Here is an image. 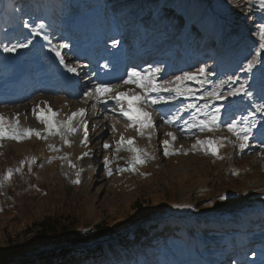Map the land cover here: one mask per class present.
I'll list each match as a JSON object with an SVG mask.
<instances>
[{"label": "rangeland", "instance_id": "obj_1", "mask_svg": "<svg viewBox=\"0 0 264 264\" xmlns=\"http://www.w3.org/2000/svg\"><path fill=\"white\" fill-rule=\"evenodd\" d=\"M15 1L0 0L1 33H6L2 31L5 18H8V14H4L5 4ZM34 1L43 5L50 0ZM53 1L59 5L61 2L65 4L51 10L59 14L58 19L56 16L53 18L54 24L61 26L63 22L68 25L70 13L75 8L70 6V13L64 9L71 0ZM79 1L82 6L87 5L85 14L73 20L80 27L81 41L91 39L93 34L99 35L115 25V29L120 31V39L127 42V50L166 54L164 68L170 72L166 79L205 67L214 73L209 77L213 83L204 86L211 90L219 79L238 74L240 81L231 87H237L243 81L246 90L252 93L251 97L208 100V111L221 107L222 122L241 120L249 113H254L250 119L257 118L254 105L264 102V63L257 58L251 73L238 70L252 58L254 51H261L256 46L260 42V26L264 25V0H237V4L233 5L228 4L227 0H166L170 6L168 9L162 8L157 0H97L93 7L88 5L87 0ZM242 7V15L233 12ZM174 8L181 17L184 16V25L179 32V20L165 16L173 13L168 14ZM105 17L109 20L105 21ZM49 22H44L42 17L33 20L35 28L40 23L46 26ZM23 24L21 21L15 39H11V33L9 40L16 44H28V47L19 50V57L32 67L38 60L34 51L36 39L32 35L33 29ZM87 28L90 29L88 32ZM238 36L240 41L231 42ZM191 39L193 44L189 42ZM69 41L64 36H55L53 42L58 46L62 43L69 45ZM180 45L185 46L184 49ZM209 46L213 49L212 53ZM246 46V50L242 49ZM71 52L69 46L61 51L69 56V65H73ZM222 58L229 61L226 63ZM226 65H230L226 70L220 69ZM188 83L196 96L202 94L200 85ZM228 87L225 85L222 90ZM90 90L91 87H84L74 101L78 104ZM136 91L140 92L141 89ZM160 95L166 101L161 104L175 110L169 111L166 116L179 118L173 125L164 124V119L160 120L157 115L162 107L158 106L155 111L151 107L146 108L155 121L151 139L147 132L140 136L135 129L125 130L127 121L117 114L118 111H115L116 115L114 112L100 114L96 107L92 108L88 118L91 123L88 126L91 135L88 147L81 145V131L68 137L71 146L65 145L58 135L47 136V139L32 136L21 142L0 141V264L26 261L29 264V260L57 249L78 247L87 251L98 246L104 257L99 264H255V260H262L264 264V142L258 140V149L248 147L241 152L239 142L226 128L221 133L193 130V134H182L178 130L181 122L191 119V111H184V106L187 103L201 106L205 100L174 99L173 94L166 92ZM48 99L53 104L65 106V99L60 96ZM41 101L42 98L34 100L29 108L27 103L31 101L5 107L1 105L0 113L13 112L0 115L13 122L18 117L20 127L47 135L44 125L32 112ZM90 103L94 101L90 99ZM258 117L263 119L264 115L259 113ZM57 119L65 120L67 117L59 114ZM113 123L116 124L115 132L112 131ZM260 125L264 127V120ZM91 126L93 131L90 130ZM168 132L177 136L172 147L186 155H163L162 141L170 139L166 135ZM121 134L134 139L135 145L154 159H147L135 172L118 171L122 163H126L124 167H127V161L132 156L126 150L116 152V142ZM214 137H228L232 141L226 142L220 150L224 159L192 150L197 139ZM257 139L256 132L252 131L249 145L258 144ZM105 143L110 145L107 150L103 148ZM84 153L89 155L84 156ZM105 157L111 161L108 165L112 170L111 176L107 175ZM32 158L36 163L29 170L28 162ZM21 162H24L22 170L16 172ZM9 169L13 170L12 179L4 181L3 177ZM234 172L239 175H234ZM77 173L79 184L73 183ZM45 217L55 220L53 230L48 235L40 234L36 226ZM249 222L253 224L248 228ZM150 225H159L161 231L154 234L148 229L145 232L148 238L141 237L143 239L139 246L120 244L128 235L138 233L134 231ZM181 227H185L187 232H182ZM164 230L167 231L163 233ZM76 233H79L77 239L82 238V244L70 245ZM113 243L119 245L114 250L110 248ZM228 247L234 250H227ZM124 249L127 252L122 254ZM116 251L117 256L112 258ZM235 251L240 252L237 257Z\"/></svg>", "mask_w": 264, "mask_h": 264}, {"label": "snow or ice", "instance_id": "obj_2", "mask_svg": "<svg viewBox=\"0 0 264 264\" xmlns=\"http://www.w3.org/2000/svg\"><path fill=\"white\" fill-rule=\"evenodd\" d=\"M25 27H28L25 24ZM45 25L40 23L38 28H34L32 35H40L38 29H43ZM47 39V37H45ZM259 43L258 47L261 51H254L253 56L246 63L242 64L238 71L251 73L253 67L257 63V58L260 59L261 63H264V25L260 26L259 29ZM118 41L113 42V47L116 46ZM69 45L66 43L59 44L56 48L51 49L55 52L56 57L60 58V63L64 64V58L61 56V49L67 48ZM28 47L27 43L15 44L11 47H4L5 52H14L17 48ZM65 68L69 73H77L76 66H69L65 64ZM162 69L159 66H149L143 70H137L131 68L126 73V78L123 79L122 83L117 84H97L92 90L84 94L87 102L89 99L93 100L94 103L91 105L93 109L96 108L97 104L107 105L109 101L114 102V106L111 109L116 111L118 109V115L125 118L127 123L125 124V130L135 129L138 135L144 136L147 132L148 138L151 139V130L155 128V121L152 114L145 109L153 105L165 103L166 101L160 95L161 93L173 94L174 99L183 98V100H190L195 98L197 100H205V103L201 106H197L196 103H187L184 106V111H189L191 120H184L183 126H181L182 134H193V130L200 132H215L221 131L222 123L226 126L227 131L236 138L239 142V150L243 152L245 149L250 147L249 140L251 138L252 129L256 126L255 123L249 118L254 113H249L248 117H241V120L232 119L230 122L221 121V107H215L212 111H208L209 104L208 100L212 101H223L228 97L235 96H248L251 97L252 93L247 91L244 82L241 81L239 86L231 87L236 85L237 81H240V76L231 75L226 79H219L214 84L211 90L205 89V85L212 84L213 82L209 79L210 76L214 75L213 72L207 70L205 67H198L195 71H187L182 75L174 76L172 79H165L162 82L159 81V74ZM188 82H194L200 85L202 94L196 96V92L192 87L189 86ZM125 85H135V88L141 89L140 92H136L134 89H128L127 91H121ZM225 85H229L227 90L224 89ZM151 94H155L154 96ZM33 108L32 112L39 123L44 125V130L47 135H42L40 131L34 129L22 128L19 124V118L16 120L8 121L5 117L0 115V141L5 139L14 140L21 142L25 139H29L32 136L38 139H47V136L58 135L65 145L71 146V142L68 137L75 135L77 132L83 130V139L81 145L87 146L88 142V122L84 119L86 115L85 109L81 108L76 112H73L65 120H58L59 113L53 111V109L47 105V102L42 101ZM255 111L264 115V103L254 105ZM46 109V110H45ZM200 117H204L201 119ZM178 116H170L163 120L164 124L173 125ZM116 124H112V131H116ZM170 139L162 141L163 155L165 157L176 154H187L178 152L172 145L177 140V136L172 133H166ZM231 143L228 137H214L205 140L197 139L192 145L193 151H202L205 155H212L216 159H224L220 155V150L225 146V143ZM53 147V146H50ZM110 147L108 143L103 145V148L107 150ZM53 150L58 151L53 147ZM122 150H126L132 154L130 160L127 161V167L118 168L120 172L124 171H137L138 166H142L146 163L147 159H154L145 150L138 148L135 145V141L132 138H125L123 134L120 135V139L116 142V152L119 153ZM89 153H84V156H88ZM67 159V157H64ZM35 158H32L28 162L29 170L31 165L35 164ZM111 161L105 157L104 165L107 168V175H112V170L108 165ZM24 162H21V167L15 169L16 172L22 170ZM75 167V165H70ZM234 175L239 173L234 172ZM13 176V170L9 169L5 176L4 181H11ZM73 183L79 184V173H77V179ZM2 186V184H0ZM180 207H184L181 205Z\"/></svg>", "mask_w": 264, "mask_h": 264}, {"label": "trees", "instance_id": "obj_3", "mask_svg": "<svg viewBox=\"0 0 264 264\" xmlns=\"http://www.w3.org/2000/svg\"><path fill=\"white\" fill-rule=\"evenodd\" d=\"M53 1V0H50ZM162 8H168L166 0L165 3L164 1H162ZM228 4H237V0H227ZM219 3V2H218ZM243 10L244 8H240L238 10H234L233 12L236 14H243ZM174 18V17H173ZM237 40V39H235ZM55 225V220H51V217H45L44 219L40 220L36 226H38V232H40V234H44V235H48L52 230H53V226ZM145 229V230H143ZM152 230L151 232H157L158 227L157 225H150V226H144L142 229H139L138 231H134V232H138V233H132L130 235H128L126 238L127 239H122L120 244H122L123 246H129V247H133L134 245L139 246L140 243H142V239L141 237H145L146 239L147 234L145 233L146 231ZM181 231L182 232H187L185 227H181ZM160 232V231H159ZM158 232V233H159ZM79 233H76L72 239V242L70 243V245H80L82 244L80 240L81 239H77V236ZM155 234V233H154ZM185 234V233H184ZM89 238V237H88ZM85 239V237H84ZM88 243V242H85ZM115 246V247H113ZM119 245H117V243H113L112 247L110 246V248L116 249ZM70 249V250H69ZM68 250H62V249H57L54 252H50L49 254H45V255H40L37 258L31 259L29 260L30 263L29 264H99L103 262V252L101 251V249L99 248V246L96 249H92V250H87V251H83L81 248L74 249V248H69ZM124 252H127L126 249H124L122 251V254ZM117 251H116V255L112 256V258H114L115 256H117ZM82 259V260H81ZM81 260V261H80ZM28 261L24 262V263H18V264H27ZM92 262H96V263H92Z\"/></svg>", "mask_w": 264, "mask_h": 264}, {"label": "bare ground", "instance_id": "obj_4", "mask_svg": "<svg viewBox=\"0 0 264 264\" xmlns=\"http://www.w3.org/2000/svg\"><path fill=\"white\" fill-rule=\"evenodd\" d=\"M235 41H238V39L235 40ZM77 50H80V48L78 47ZM52 53H53V52H52ZM47 54L50 55V54H51V51H47ZM54 54H55V52H54ZM112 54H113V52H112L110 55H112ZM115 55H116V57H117L118 59H121V58H120V55H121V54H120L119 52H116ZM54 58H55V67L61 69L62 66H63V64L60 63V58L56 57V55H54ZM63 58H64V57H63ZM50 66H51V65H50ZM40 74H42V75H40ZM40 74L37 72V73L34 75V77H38V76H39V77H42V78H43V74H45V71H44V73L40 71ZM34 77H33V78H34ZM46 78H47V80H45ZM46 78L40 81V82H42V86H44V85L47 84V83L52 84L53 86H55V85L51 82V78H50V77H46ZM25 84H26V86H27V85H29V82L26 81ZM72 84L74 85V84H75V81H72ZM73 85H72V86H73ZM1 86H2V85H1ZM72 89L75 90L74 88H72ZM16 92H17V93H20L21 90H20V91H16ZM71 106H72V105H71ZM152 131H153V130H152ZM152 131H151V132H152ZM257 264H258V263H257Z\"/></svg>", "mask_w": 264, "mask_h": 264}]
</instances>
